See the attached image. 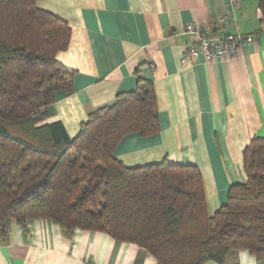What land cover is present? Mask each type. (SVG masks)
<instances>
[{
	"label": "trees",
	"instance_id": "1",
	"mask_svg": "<svg viewBox=\"0 0 264 264\" xmlns=\"http://www.w3.org/2000/svg\"><path fill=\"white\" fill-rule=\"evenodd\" d=\"M258 6L264 25V0ZM70 37V25L36 0H0V244H9L13 220L27 234L28 221L50 219L67 240L77 229L103 231L157 264H226L240 250L264 264V136L244 150L246 181L210 215L196 165L127 166L115 156L125 136L160 130L143 75L92 110L74 137L47 122L56 92L73 90L74 70L56 57Z\"/></svg>",
	"mask_w": 264,
	"mask_h": 264
},
{
	"label": "crops",
	"instance_id": "2",
	"mask_svg": "<svg viewBox=\"0 0 264 264\" xmlns=\"http://www.w3.org/2000/svg\"><path fill=\"white\" fill-rule=\"evenodd\" d=\"M259 0H36L71 27L69 46L57 59L74 70L73 90L56 92L47 122H61L76 136L88 114L136 87L138 75L154 84L160 130L125 136L115 156L127 166L166 159L194 164L202 175L213 215L231 185L244 183L243 153L264 136V25ZM229 15L224 34L255 39L209 62L183 61L194 40L186 25H208ZM0 264H157L135 243L103 231L77 229L71 240L50 219L12 221ZM206 264H217L208 262ZM226 264H258L246 250Z\"/></svg>",
	"mask_w": 264,
	"mask_h": 264
},
{
	"label": "built area",
	"instance_id": "3",
	"mask_svg": "<svg viewBox=\"0 0 264 264\" xmlns=\"http://www.w3.org/2000/svg\"><path fill=\"white\" fill-rule=\"evenodd\" d=\"M229 20V15H226L208 25H186V31L194 35V40L185 45L183 61H196L202 58L209 62L222 57L228 50L235 53L238 47L255 39L242 33L224 34L222 29Z\"/></svg>",
	"mask_w": 264,
	"mask_h": 264
}]
</instances>
